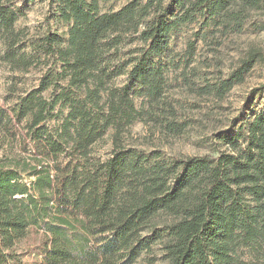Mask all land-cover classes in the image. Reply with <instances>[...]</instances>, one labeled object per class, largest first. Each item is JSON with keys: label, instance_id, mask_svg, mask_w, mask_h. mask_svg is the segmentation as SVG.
<instances>
[{"label": "trees", "instance_id": "trees-1", "mask_svg": "<svg viewBox=\"0 0 264 264\" xmlns=\"http://www.w3.org/2000/svg\"><path fill=\"white\" fill-rule=\"evenodd\" d=\"M47 2L68 25L67 39L47 33L27 52L18 10L0 0V62L11 72L47 66L10 113L0 109L6 143L16 140L15 125L26 131L22 153L0 164V264H134L142 253L154 264L151 246L162 237L144 232L164 215L171 220L161 222V249L170 264H264L263 115L247 120L243 134L241 126L217 137L216 156L166 160L122 141L135 122L164 137L185 130L167 96L166 66L156 61L173 32L201 18L223 34L240 33L264 0H131L115 12H101L97 0ZM124 36L140 45L122 61ZM193 53L190 42L187 55ZM263 61L250 47L225 79L189 86L198 97L221 100ZM50 87L59 90L49 100L42 93ZM261 92L264 81L250 94ZM109 130L112 147L102 160L94 146ZM244 248L253 261L242 259Z\"/></svg>", "mask_w": 264, "mask_h": 264}, {"label": "rangeland", "instance_id": "rangeland-1", "mask_svg": "<svg viewBox=\"0 0 264 264\" xmlns=\"http://www.w3.org/2000/svg\"><path fill=\"white\" fill-rule=\"evenodd\" d=\"M97 1L101 12H115L131 0ZM12 3L18 10L15 26L17 29H24L27 33L25 44L27 52L31 51L30 45L38 37L47 33L57 34L62 41H66L68 25L53 17L47 0H12ZM190 42H194L192 56L187 55V46ZM139 45L136 38L124 36L119 46L120 59L125 61L128 51ZM250 47L260 49L264 55V9L252 11L240 33L223 34L215 29L213 24L204 25L201 18L182 25L170 35L167 51L156 61L166 66L167 96L176 106L178 120L186 124L185 130L178 136L164 137L158 132H152L151 128L143 123L135 122L122 136L123 144L145 155L158 154L161 159L166 160L173 157L216 156L214 150L219 148L216 144L217 137L222 133L232 135L241 126L243 128L240 131L243 134L247 120L255 115L264 116V92L257 95L250 94L252 89L264 81V61L257 63L245 75L243 83L235 85L221 100L212 96L198 97L190 87L192 83L202 86L207 82L215 83L225 79ZM59 66L58 64L57 67ZM46 69L45 64H38L24 72H11L0 62V109L10 113L20 97L38 86ZM191 69L196 71L197 77L193 76ZM125 81L126 74L116 78L114 85L121 86ZM64 85L65 82H62L60 86L64 87ZM58 90L50 87L42 93V96L50 100ZM132 96L135 106L140 108L142 96L136 89L132 91ZM58 110L57 106L53 113L56 114ZM65 113L66 109H63V114ZM59 120L60 115L48 124L54 127ZM244 121L246 122L243 123ZM13 130L16 140L11 145L5 142L6 132L0 130V164L4 163L11 153H22L20 140L25 138L24 123L15 125ZM111 133L112 131L109 130L103 140L94 146V154L102 160L110 154ZM25 178L26 181L33 179ZM164 216L155 220L156 230L151 227L144 232V235L152 239L159 235L162 237L161 240L158 238L154 240L151 246L154 264H170L161 249V241L165 239V234L160 233L161 222L165 219L171 220ZM22 247L20 245L18 250L22 251ZM241 253L242 259L254 260L252 249L244 248ZM146 258L147 253H142L134 264H147Z\"/></svg>", "mask_w": 264, "mask_h": 264}]
</instances>
